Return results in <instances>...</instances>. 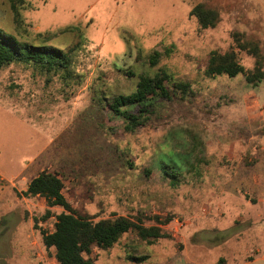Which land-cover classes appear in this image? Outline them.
Instances as JSON below:
<instances>
[{
	"label": "rangeland",
	"instance_id": "rangeland-1",
	"mask_svg": "<svg viewBox=\"0 0 264 264\" xmlns=\"http://www.w3.org/2000/svg\"><path fill=\"white\" fill-rule=\"evenodd\" d=\"M194 1L24 0L17 17L0 0L1 29L31 43L48 38L69 54L68 72L0 67V264H58L40 228L52 230L63 208L44 219L46 200L24 194L43 169L58 173L69 202L94 220L128 215L151 226L154 216L174 217L162 225L170 237L128 232L111 248L95 247L94 264H264V243L241 221L245 192L255 197L259 181L264 193V79L204 71L212 50L236 44L235 33L264 55V0H211L221 20L204 30L190 15ZM239 58L254 68L253 55ZM161 69L194 94L156 101L145 126L125 130L108 101ZM166 163L178 177L165 174ZM258 206L253 223L264 224Z\"/></svg>",
	"mask_w": 264,
	"mask_h": 264
},
{
	"label": "trees",
	"instance_id": "trees-1",
	"mask_svg": "<svg viewBox=\"0 0 264 264\" xmlns=\"http://www.w3.org/2000/svg\"><path fill=\"white\" fill-rule=\"evenodd\" d=\"M15 16L18 17V6L24 0H10ZM196 17L200 30L214 28L221 20V13L211 3L203 0L197 3L190 11ZM236 44L225 52L214 49L209 55L205 66V74L214 76L226 74L230 77L244 74L246 80L253 85H258L264 79V55L259 42L244 39L241 34L235 33ZM48 38L41 43H31L20 40L0 28V67L12 63L33 64L48 72L69 71V54L63 49L48 43ZM246 51L256 58L253 69L246 70L239 58V52ZM161 52L155 50L150 54V61L156 64ZM194 90L190 82L172 80L170 75L161 69L154 75L141 74L134 91L128 94L120 93L108 101L109 109L121 116L124 128L134 131L145 126L155 114V103L158 100L171 101L177 97L185 98L193 95ZM200 161V159H198ZM165 174L177 176L173 164L166 163ZM147 175L150 169H145ZM64 180L48 169L41 170L28 183L24 194L28 197L41 196L47 202V210L43 218L51 217L52 208H63L56 216L52 230L40 228L42 242L48 249H54L58 264H94L92 252L95 247L108 249L113 247L128 232H135L144 240H156L170 237L162 225L168 224L174 217L168 215L161 219L154 216L156 225L146 226L141 218L135 220L128 215H115L94 220L88 215L77 212L66 198L63 190ZM37 220V219H36ZM38 225V224H37ZM148 256L129 255L128 258L139 261ZM222 261V260H221Z\"/></svg>",
	"mask_w": 264,
	"mask_h": 264
},
{
	"label": "crops",
	"instance_id": "crops-1",
	"mask_svg": "<svg viewBox=\"0 0 264 264\" xmlns=\"http://www.w3.org/2000/svg\"><path fill=\"white\" fill-rule=\"evenodd\" d=\"M186 1H188V2L191 1L192 2V0H186ZM199 2H201V1H199ZM199 2H195L194 1L193 6H195ZM191 4L192 3L188 4L189 5L188 6L189 10H191V7H190ZM0 178L7 179V177L2 173V171H0ZM258 184H259V181H258V183L256 185H254V184L252 185V190L251 191L253 192L255 197L250 198V195L248 194V192H245L247 197L245 195V197L242 198V200H243L242 204L244 205V208L248 209V211H246L247 213H245V209H244V212H242L241 221H243L244 224H246V227L248 228V232H251L250 237L254 238L257 243H264V224H262V223L261 224L260 223H255L254 224L253 223L256 218H260L261 217V214H260V211H259L260 208H259L258 205L260 203H262L264 205V201H262V197H263V200H264V193L263 192L260 193V191L258 190ZM260 197H261V200H259ZM245 198H247V199H245ZM236 205L237 204H234L235 210H236V207H235ZM255 213H257V214L255 215ZM227 221H228V218H227ZM233 222L240 223L239 221H236L234 218H233ZM251 250H252L251 251L252 253H254L255 251L256 252L259 251L258 249L257 250L251 249ZM253 255L255 256V254H253ZM258 258L259 257L252 258L250 261H248L249 264H260L261 260H260V258L259 259Z\"/></svg>",
	"mask_w": 264,
	"mask_h": 264
}]
</instances>
